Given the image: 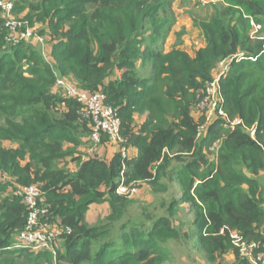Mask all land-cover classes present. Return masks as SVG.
<instances>
[{
	"label": "trees",
	"instance_id": "obj_1",
	"mask_svg": "<svg viewBox=\"0 0 264 264\" xmlns=\"http://www.w3.org/2000/svg\"><path fill=\"white\" fill-rule=\"evenodd\" d=\"M174 1L14 3L15 11L28 9L24 20L31 26H46L39 34L49 37L50 56L44 58L38 45H9L0 28V172L9 178L0 179V264H166L172 260L166 244L193 238L209 264H253L234 245L232 232L257 245L256 261L264 252V53L263 42L249 35L251 19L264 29V0H224L227 7L200 24L206 46L193 57L180 48L142 50L145 36H161L163 15ZM143 55L153 62L151 79L139 77ZM223 61L230 62L220 82L224 109L244 123L234 131L221 119L207 123L192 114ZM59 78L105 93L119 109L123 142L109 162L87 157L89 120L76 100L56 89ZM137 112L147 113L139 126ZM219 141L218 162H210L205 147ZM123 149L137 155L123 157ZM169 178L184 188L169 211L192 204V232L169 216L131 215L133 201L117 192L120 185L147 184L159 194ZM12 181L37 185L50 221L70 229L54 251L16 248L28 211ZM106 203L110 217L89 225L90 206ZM228 255L233 262L227 263Z\"/></svg>",
	"mask_w": 264,
	"mask_h": 264
},
{
	"label": "built area",
	"instance_id": "obj_2",
	"mask_svg": "<svg viewBox=\"0 0 264 264\" xmlns=\"http://www.w3.org/2000/svg\"><path fill=\"white\" fill-rule=\"evenodd\" d=\"M14 2L10 0H0V28L6 31L5 41L12 46L22 43H30L38 46H45L46 38L40 35L29 21L17 19L13 16ZM253 35L252 39L263 42L264 36L260 35L263 27L251 19ZM43 56L48 59L49 54L44 50ZM229 61H223L219 64V71L215 78L206 85L199 96L198 109L200 115L204 116L207 123L215 120H223L224 126L234 131L238 126L244 123L237 118L231 120L224 109V98L221 92V79L229 71ZM56 89L61 90L67 97L76 100L82 107V113L90 123V141L99 145L103 136L109 137L110 141L116 144L123 142L121 134L122 123L119 115V109L108 101L105 93L97 91L88 93L72 85L66 79H57ZM206 127L202 126L201 131ZM251 137L255 138V128L248 129ZM123 157H127L125 149L122 150ZM0 179L9 180L5 173L0 172ZM15 193L22 199L26 205L28 215L27 222L20 233L18 248H30L35 252L54 251V247L59 242L64 232H71L69 228L63 229L52 223L49 219V209L41 204L42 191L37 185L21 186L14 182ZM118 194L132 197L137 194L138 188L135 185H120L117 189ZM223 233V231H222ZM231 239L234 245L240 249L242 257L248 259L253 264H264V252L259 254L258 260H255V251L257 245L248 244L235 232L231 233Z\"/></svg>",
	"mask_w": 264,
	"mask_h": 264
},
{
	"label": "rangeland",
	"instance_id": "obj_3",
	"mask_svg": "<svg viewBox=\"0 0 264 264\" xmlns=\"http://www.w3.org/2000/svg\"><path fill=\"white\" fill-rule=\"evenodd\" d=\"M14 3L17 0H10ZM223 7H227L224 0H175L171 6V9L164 14L162 21L165 22V26L161 33V36L151 37L145 36L142 50L147 48L155 49L163 54L168 53L174 48H180L189 53L192 57L195 52L206 46V39L201 30L200 24L202 22L210 21ZM28 14V9L15 11L13 16L17 19H24ZM26 20V19H25ZM39 33L45 25L38 24L33 26ZM253 28L250 29V37L253 35ZM260 35L264 36V29ZM46 40L50 41L47 35H44ZM35 47V46H34ZM36 49L40 51H46L49 48L48 43L45 46H36ZM236 58V57H235ZM240 61L237 57V62ZM139 71V77L151 79L154 74L153 62H148L145 59V55L138 63L137 67ZM118 75L120 73L118 72ZM72 85L76 86L72 81H69ZM77 87V86H76ZM201 94V93H200ZM194 118L200 116L198 105L196 104L193 110ZM135 124L142 125L146 118V114L135 113ZM206 135L205 130L201 131V136ZM222 141L216 142L209 149L205 147V153L210 162H218V154ZM120 145L111 143L109 140H105L102 144L95 145L90 144L87 152L88 156L98 155L102 159L108 161V159L117 151H120ZM129 156V151H127ZM261 183L264 190V171L261 173ZM163 185H166V192L156 194L153 192L152 187L147 184H140L136 195L130 197L133 201L132 205L128 209L131 215L141 216L151 214L152 216H169L172 218L175 226L180 227L184 232H192L195 226L193 221L195 219V208L192 204L183 202L181 205L176 206L174 214L170 213L169 208L174 201H180L184 194V188L177 179H165ZM165 186H159V189H164ZM111 215V208L109 204H93L86 213V221L89 225L94 226L101 221L104 223ZM61 242L58 243V246ZM168 251L172 255V260L166 264H209L197 247V239H192L190 242H170L165 245ZM37 253V252H36ZM227 263L233 262L232 255L226 257Z\"/></svg>",
	"mask_w": 264,
	"mask_h": 264
},
{
	"label": "crops",
	"instance_id": "obj_4",
	"mask_svg": "<svg viewBox=\"0 0 264 264\" xmlns=\"http://www.w3.org/2000/svg\"><path fill=\"white\" fill-rule=\"evenodd\" d=\"M111 142V141H110ZM112 143V142H111ZM117 152H119V151H117ZM116 152V153H117ZM115 155V153L108 159V161L107 162H109L111 159H112V157ZM135 155H137V150L136 149H130L129 150V157H132V156H135Z\"/></svg>",
	"mask_w": 264,
	"mask_h": 264
},
{
	"label": "clouds",
	"instance_id": "obj_5",
	"mask_svg": "<svg viewBox=\"0 0 264 264\" xmlns=\"http://www.w3.org/2000/svg\"><path fill=\"white\" fill-rule=\"evenodd\" d=\"M251 25V24H250ZM42 54H43V52H42ZM45 58V57H44ZM232 61V60H231ZM201 135H199V137H200ZM109 141H110V139H109ZM112 142V141H111ZM128 150H126V152H127ZM128 157V156H127ZM12 182H14V181H12ZM15 183V182H14ZM13 184V183H12ZM17 184V183H16ZM18 185H20V184H18ZM21 186H23V185H21ZM127 196V195H126ZM129 197V196H128ZM16 248H18V247H16Z\"/></svg>",
	"mask_w": 264,
	"mask_h": 264
}]
</instances>
